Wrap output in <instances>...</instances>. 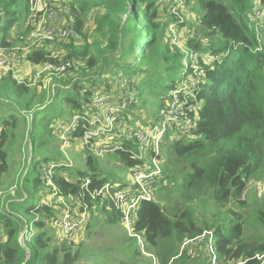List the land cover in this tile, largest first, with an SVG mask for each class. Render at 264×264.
<instances>
[{
	"label": "trees",
	"instance_id": "trees-1",
	"mask_svg": "<svg viewBox=\"0 0 264 264\" xmlns=\"http://www.w3.org/2000/svg\"><path fill=\"white\" fill-rule=\"evenodd\" d=\"M183 1L184 8L194 12L196 24L193 25L200 29V33L189 36L183 49L168 38L166 51L159 54L162 40L168 35L169 23L175 21L176 25L181 23L178 26H183L187 22L185 15L180 22L167 12L169 2L160 6L156 0H62L57 6L58 15L82 32V37L70 39L66 44L68 53L65 57L73 59V66L67 75L56 78L66 79L76 69L79 62L76 58L86 56L85 69L96 68V73H102L96 74L101 77V84L98 80H92L93 85L81 92L83 87L76 81L71 87L74 95L65 98L70 110H84L86 105L83 104L89 102L97 87L110 89L104 75L122 71L130 79L124 87L133 89L139 101L129 110V123L135 121L130 118L133 110L145 104L152 105L153 122H158L161 115L168 111L167 102L172 100L173 91L179 90L177 95L183 106L184 121L179 130L172 134L174 136L168 139L162 177L155 188H160L165 178H176L178 208L172 213L166 202L152 200L139 203L134 216V231L140 233L145 250L151 254L147 255L144 264H191L199 260L201 264H208L205 256L196 253L191 258L186 249L179 254V244L185 238H193L207 228H212L216 236L221 263L262 264L256 255L264 253V234L260 239L246 236L247 215L239 210L245 206L242 194L247 181L264 176V22L257 24L255 19V10L264 9V0ZM127 4H132L133 9L127 11ZM159 11L170 18L161 20ZM91 12L97 14L94 16L97 28L105 27L103 34L107 35V47H114L120 59L125 53L124 42L128 33L133 32V36L126 41L128 48L144 38L136 54L130 49L132 63L123 61L116 64L115 70H103L105 58L99 63L97 56L87 55L89 43L86 32L93 27L86 25L83 17ZM27 17L28 0H0V48L11 51L17 42H21L18 35L25 37L28 34L30 27L26 24ZM191 26L192 22L189 28ZM18 28L23 29L18 32ZM97 28L94 30L98 31ZM81 40L83 44L78 45ZM46 43L33 47L25 61L33 65L47 61L51 49ZM168 45L173 47V53H169ZM83 69L80 71L86 76ZM185 83L188 86L182 91ZM13 89L28 91L26 86L17 85L10 75L0 80V97L8 98ZM38 112L34 111L33 123ZM33 133L31 137L34 139ZM4 138L1 130L0 172L7 165ZM112 157L125 162L126 166L134 163L124 152H116ZM95 159L93 155H87L85 165L89 170L74 174L76 181L71 182L56 174L53 176L63 194L76 193L78 183L86 175L92 179L90 189L99 188L109 179L107 175L97 172ZM33 169L37 171V168ZM30 181L34 188L40 183L44 184L39 172ZM208 195L217 210L213 213L216 222H203L198 226L191 203L202 201L206 205ZM34 206H29L27 210L34 209ZM224 208L227 209L223 211ZM219 210L222 211L221 215ZM42 211L46 217L52 215V208L37 209V212ZM95 212L104 213L108 224L120 222V212L112 206L95 203V207H91L90 219ZM255 218L264 224V210L259 209ZM42 220H35L33 214L32 223L37 230L43 225ZM4 229L7 241L0 242V264H76L83 253L80 247L74 250L70 246L51 247L47 231L40 230L36 234L33 232L32 238L28 239L32 243V251L27 256L16 239L20 231L18 222L7 218ZM131 245L125 253L128 261L141 253L136 241L133 240ZM119 264L127 263L123 261Z\"/></svg>",
	"mask_w": 264,
	"mask_h": 264
},
{
	"label": "rangeland",
	"instance_id": "rangeland-1",
	"mask_svg": "<svg viewBox=\"0 0 264 264\" xmlns=\"http://www.w3.org/2000/svg\"><path fill=\"white\" fill-rule=\"evenodd\" d=\"M130 9H133V5L127 4V11ZM183 13L187 22L183 24V26H178L181 24L178 23L177 26L174 27V33L170 30L166 32L168 35H165L162 40L163 45H160V49L158 50L159 54H162V51L165 50L168 38L171 39L173 44L183 49L189 36L194 33H200V29L196 25H193L196 24L194 12L185 7ZM94 16H97V14L91 12L87 15V17H83V20H86L85 23H88L93 27L91 31L86 32L87 42L89 43L87 55L89 56L90 54H94L98 57L99 63L103 61V58H105L103 61V70L106 68L109 70H115L116 64L123 61L132 63L133 55H131L130 49H133L134 54H136V49L138 48V45L144 43V38L138 40L133 47L128 48L129 46L126 41L133 36V32L128 33L124 42L125 53L122 56L123 58L120 59L117 57V51L114 47H107V35L103 34V32H106L105 27L99 30L96 23H94ZM159 18L164 21L170 17L165 12L159 11ZM59 19L63 22L64 17L59 15ZM189 22H192V26L190 28ZM263 22L264 19L258 22L256 21L257 24ZM95 27L98 31L94 30ZM256 27H258V25ZM22 29L18 28L17 30L20 32ZM83 34H85L84 31ZM18 36L23 37L21 34ZM25 38L26 36L22 39L19 38L21 42H17L16 46H14V50H6L7 54H15L21 58L18 66V72L20 75L13 77L12 73L9 72L0 79L2 80L5 76L10 75L11 78L16 81L17 85L21 84L28 88V91L26 92H20L18 89H13L8 98L5 96L0 97V127L5 135L4 149L7 152V165L4 171L0 172V229H3L5 234L4 236V234L0 232V242L7 241L4 223L7 218H12L20 225V231L16 235V239L25 249V255L27 256L30 255L29 251H32L30 250V248L32 249V243L28 240L32 237L31 235H28V232L32 231L36 234L40 230H44L47 231V236L50 237L49 242L51 247L70 246L72 250L80 247L83 253L76 264H119V262L123 261L127 264L146 263L147 255L151 254L145 250V245L143 244V249H141L137 239H133V237L126 232L120 222L115 224L106 223L104 213L95 212L94 216L91 217L87 223V226L81 229L73 241L70 242L69 245L61 246L55 240L56 229L54 226L55 222H53V220L56 211L52 209V215L46 218L47 215H44V211L37 212L36 208L29 211L27 210L29 206L38 204L51 189V187L46 186L43 183H40L34 188L31 186L30 181L36 172L40 173L41 167L47 164V162L55 161L61 163L64 168L56 171L54 175L64 176L66 179L70 177L72 179H76L74 174L78 171L89 170L86 169L85 165L87 164L88 153L86 151H79L74 142L71 144V147L66 150V152H62L59 149V143L52 131L51 124L53 120H57L60 117H69L71 112L75 110H70L71 108H69L65 103V98L74 95V90L71 89L73 84L76 81H79V85L83 87L81 92H84L90 85H93L91 83L92 80H98V83H102L100 82L101 77L97 76L102 73H96V68L93 70L85 69L87 56L86 58H76V60L79 61L76 63V69H73L66 79L61 80V78H56L55 81L57 85L55 87L52 86V88H49L48 90L42 89L39 91L37 87L38 83L33 84L32 82V80H34V78L32 79L34 68H30V63L25 61L26 55L31 49H33V47L23 49L26 45ZM46 44L49 49H53L55 46L59 48L61 47L58 44ZM80 44H83L82 40L81 42H78V45ZM40 45H43V43ZM168 46L169 53H173V47L171 45ZM63 49L68 53L66 45ZM119 51L120 49L118 50V53H120ZM205 60L208 61V58H205ZM80 69L85 71L86 76L82 75ZM97 69L99 72V67H97ZM103 78L106 80V84H110V89H112L115 94L122 91L126 81L130 80L129 77L123 75L122 71L114 75L112 73H108L104 75ZM187 86V83L183 84L182 91L185 90ZM26 104H29V106H26ZM87 104H83V106ZM152 108L153 107L150 104H145L142 107L139 106L133 110L134 113L130 118L135 120L133 121L134 124H150L154 120ZM35 110H38L39 112L35 123H33ZM4 120H7V123H4ZM32 132H34V139L31 137ZM172 134L173 133L170 132L163 142L164 158L162 156V165L166 157L168 139H171L174 136ZM95 158L94 164L98 168L97 172L101 175H107L109 179L118 181L131 179L129 167L127 168V166L123 165V162L120 159L114 158L112 155H104L102 157ZM34 167L37 168V171L33 169ZM52 182L54 186H57L54 179H52ZM176 188V178L175 180L165 178V181L162 183L160 188L154 191L153 201L158 203L166 202L171 212L175 213V210L178 208L177 202L179 200V194L177 193ZM242 199L245 200V206L242 207L239 212L241 211L247 215L245 218L246 236L251 235L255 239H260V237L264 234V224L256 221L255 213L259 211V209L264 210V176H261L258 179L251 178L247 181L245 190L242 194ZM191 204L195 208L194 220L198 226L203 225V222H208L210 224L216 222V215L214 216L213 213L217 210L213 207L212 200L209 195L208 203L206 205H204L202 201L193 202ZM179 205H182V203H179ZM228 207L230 206H227V208ZM227 208H224L223 211ZM221 213L222 211H220V215ZM33 214L35 216V220H39L40 218L43 219V225L39 230L33 226ZM43 216L44 218H42ZM205 230L213 231L212 228H207L203 231ZM2 237L5 238L2 240ZM195 237L185 238L179 244V252L183 244H185V247H192V241ZM130 238H132V240H130ZM133 240L136 241L138 249L141 253L133 260L128 261V257L125 253L132 246L131 243ZM81 243H83L82 246ZM197 249H199V252L196 253L200 256H204V244H199ZM262 254L264 255V253ZM258 260L264 263V256ZM242 263L243 262H237L236 264ZM191 264L201 263L199 260L193 261Z\"/></svg>",
	"mask_w": 264,
	"mask_h": 264
},
{
	"label": "built area",
	"instance_id": "built-area-1",
	"mask_svg": "<svg viewBox=\"0 0 264 264\" xmlns=\"http://www.w3.org/2000/svg\"><path fill=\"white\" fill-rule=\"evenodd\" d=\"M61 1L28 0L26 24L30 30L26 35V45L23 49L40 47L44 42L61 46L51 49L47 61L30 64V68H34L32 82L38 83L39 91L55 87L57 85L55 78L70 72L73 59L65 57L67 52L63 47L70 39L78 40L82 37L71 23L60 21L57 6ZM156 2L160 6L169 2L167 12L177 17L180 22L183 21V0ZM255 19L257 22L264 19V9L255 10ZM176 26V22L171 21L168 28L174 33ZM20 61L19 56L7 54L5 49L0 48V79L9 72L13 77L19 76ZM178 91H173L172 100L167 102L168 111L162 114L156 123L153 121L150 124L129 123L127 121L129 110L139 103L134 90L124 87L115 94L112 89H106L104 86L94 90L84 110L75 109L69 117L53 120L52 131L62 152H66L74 142L79 151H86L94 157L124 152L134 162L127 166L131 174L130 180L108 179L99 188L90 189L92 179L86 175L81 178L78 190L74 194H63L58 186L53 185L54 173L64 167L61 163L49 161L41 167V178L51 189L34 208L49 207L56 211L53 222L56 229L55 240L58 244L69 245L81 229L87 226L91 207L94 208L95 203H99L112 206L120 212V223L131 237L137 239L140 248L143 249V238L140 233L134 231L135 211L141 201L153 200L155 188L163 173V142L170 132L179 130L184 121L185 114L177 95ZM123 165L126 166V163L123 162ZM67 180L76 181L71 177ZM0 232L4 234L3 229H0ZM32 233L29 231L28 235ZM201 243L204 244V256L208 264H223L217 254L216 236L212 230H205L196 236L192 241V247H185L183 244L179 254L186 249L187 254L194 258ZM262 256L264 255L257 254L256 258L260 259Z\"/></svg>",
	"mask_w": 264,
	"mask_h": 264
},
{
	"label": "crops",
	"instance_id": "crops-1",
	"mask_svg": "<svg viewBox=\"0 0 264 264\" xmlns=\"http://www.w3.org/2000/svg\"><path fill=\"white\" fill-rule=\"evenodd\" d=\"M86 25H89L88 23ZM90 26V25H89Z\"/></svg>",
	"mask_w": 264,
	"mask_h": 264
}]
</instances>
